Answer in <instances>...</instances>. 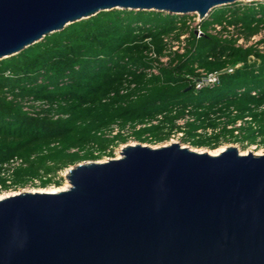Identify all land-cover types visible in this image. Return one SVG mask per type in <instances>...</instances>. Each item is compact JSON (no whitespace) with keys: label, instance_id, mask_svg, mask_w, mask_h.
<instances>
[{"label":"water","instance_id":"1","mask_svg":"<svg viewBox=\"0 0 264 264\" xmlns=\"http://www.w3.org/2000/svg\"><path fill=\"white\" fill-rule=\"evenodd\" d=\"M264 0H0V60L102 11L198 13ZM58 193L0 200V264H264V152L125 144Z\"/></svg>","mask_w":264,"mask_h":264},{"label":"trees","instance_id":"2","mask_svg":"<svg viewBox=\"0 0 264 264\" xmlns=\"http://www.w3.org/2000/svg\"><path fill=\"white\" fill-rule=\"evenodd\" d=\"M179 20L185 18L153 11H102L0 60V169L13 158L24 163L12 172V190L33 179H39L41 188L60 186L62 180L55 178L62 169L113 157L110 149L128 140L121 133L106 137L104 132L114 124L121 129L128 125L139 143L166 141L180 129L175 122L186 110L193 121L185 124L183 141L191 146L214 150L223 140L237 142L226 125L211 136L196 131L216 129L222 117L229 124L245 115L258 125L264 145V110L259 109L264 105L263 52L235 47V40L203 30L200 38L191 36L183 55L159 66L157 75L147 74L153 63L147 52L162 56V38L178 29ZM223 21L248 40L264 30V2L224 6L222 15L212 19L214 24ZM259 43L264 44V37ZM237 64L232 73H222L217 87L196 93L184 77L194 74L195 66L211 72ZM29 98L49 107L31 116L21 104ZM230 108L236 111L233 117ZM257 135L252 131L254 141L246 142L254 144ZM0 185L9 189L1 177Z\"/></svg>","mask_w":264,"mask_h":264},{"label":"built area","instance_id":"3","mask_svg":"<svg viewBox=\"0 0 264 264\" xmlns=\"http://www.w3.org/2000/svg\"><path fill=\"white\" fill-rule=\"evenodd\" d=\"M210 12L206 13L203 17H200L197 13L187 14L183 16H177L178 18L184 17L185 20L181 22L180 20L177 23L178 29L175 32L163 36L162 41L164 44V51L163 55L157 57L156 54L152 49L147 52V56L153 60L151 68L146 70L147 74L150 75H157L158 74V67L159 66H166L170 59H172L175 55H183L188 48V40L193 36L195 39H198L204 36L205 33L215 36L221 40H235L234 45L235 47H254L259 52L264 53V44H260L259 40L264 37V30L260 31L258 34L251 36L248 40H245L243 36L239 33L237 28L233 25H229L226 21L221 23L213 24L205 33L202 30V23L209 19ZM184 26L182 29L181 27ZM181 28V29H180ZM258 37V38H257ZM157 59V61H156ZM240 64H237L234 67H227L221 71H211L208 72L202 68L194 67L195 71L194 74H185V78L188 83V87L192 89L193 92H198L203 89H212L217 87L220 83V78L223 75L222 73H232L234 68L239 67ZM256 92H251V95L254 96ZM8 99H11V96H8ZM23 106V110L26 111L29 115L34 116L36 112H40L42 109H47L49 105L46 102L35 101L31 98L25 99L21 101ZM190 109V108H188ZM260 110H264V105H262ZM230 115L233 117L236 115V111L233 108H230ZM56 118V116H54ZM161 119V116H158L155 120L151 121V124H156L158 120ZM226 117H222L219 119L220 125L216 129L206 128V129H199L196 131V134L211 136L213 133H217L219 128L223 125H226L227 130H231L233 133L234 138H239L242 134V129L251 127L257 135L258 125L254 122L250 115H245V117L241 119H236L233 123L226 124ZM193 117L189 115L188 111L186 110V114L183 118L177 120L175 122L176 126L180 127V129H175L170 134V141L174 136L177 138L183 137L185 124L187 122H192ZM140 126L137 125L136 129ZM121 133L125 136H130L131 129L127 125L125 128L121 129L117 124H114L110 127L109 130L105 131L104 134L106 137H112L116 134ZM260 137L257 135L256 144H259ZM238 142V141H237ZM177 143V142H176ZM243 143L248 144L246 141ZM252 145V144H249ZM24 166V163L21 159L13 158L8 163L2 165L0 169V177L5 180V184L9 186L8 190L2 189L0 185V192L3 191H10L12 190L11 181H12V172L14 169ZM39 179H33L28 183V185L36 186L39 185Z\"/></svg>","mask_w":264,"mask_h":264},{"label":"rangeland","instance_id":"4","mask_svg":"<svg viewBox=\"0 0 264 264\" xmlns=\"http://www.w3.org/2000/svg\"><path fill=\"white\" fill-rule=\"evenodd\" d=\"M250 2L262 3L264 1H239L237 3H239L241 5H245V4H250ZM212 12H213L212 19L213 18H217V17L222 15L223 7H217ZM212 19L209 18V19L204 21L203 26H202V30L207 31L214 24L212 22ZM252 131H254V130L253 129L250 130V129H247V128H243L241 136L239 138H237V137L235 138V140H237L238 142L234 141V139L232 140V138L230 140V138H229L228 140L221 141L220 145L217 148H219L221 146H227V147L231 146V147H235L239 152H243V153H245V152L246 153L247 152L256 153V152L264 151V145H261L260 143L259 144L254 143L252 145L243 143L244 141H247V142H253L254 141V140H252V137H251ZM184 137H185V134H183V137H181L179 139L177 138V136H174L171 139H173L174 142H177L180 146L185 147V148H189L191 150H194V149L195 150H198V149L209 150V148H207V147L197 148V147L191 146L188 142L183 141ZM169 139L166 140V141H163L161 143H155V144L140 143V144L146 145V146H150L152 148H157V147H160V146H165L168 143H170ZM137 143H139V142L135 141V139L133 137L129 136V138H128L126 143H124V144L118 143V144L114 145L112 149H110V150L113 151V157L104 156L99 161L102 162L103 160H105L107 158H117L119 156V152H120L121 148L123 147V145H125V144H137ZM71 167L72 166H68V167L62 169L61 171H59L57 173V176H56L55 180H58V178L62 180L60 186L51 185V186H47L45 188H41L39 185H36V186L26 185L23 188H18V189H15V190L0 192V194H3V193H14V192L18 193V192H21V191H29L30 192L32 190H40V189H49V188L62 187V186H64L66 184L65 176L67 174V170H69V168H71Z\"/></svg>","mask_w":264,"mask_h":264},{"label":"bare ground","instance_id":"5","mask_svg":"<svg viewBox=\"0 0 264 264\" xmlns=\"http://www.w3.org/2000/svg\"><path fill=\"white\" fill-rule=\"evenodd\" d=\"M197 13V12H196ZM198 14V13H197ZM199 15V14H198ZM173 143H176V142H174L173 140L172 141H170V143H166L167 145H169V144H173ZM130 146H133V145H135V144H129ZM124 146V145H123ZM166 146V145H165ZM161 147V146H160ZM228 147H230V146H228ZM182 148H185V147H182ZM227 148V146H221V147H219V148H217V149H214V150H203V149H198V150H192V151H194V152H196V153H207V154H209L210 156H217V155H219V154H221L225 149ZM239 152V151H238ZM263 152L264 151H260V152H256V153H253V152H251V153H253L254 155H256V156H259V155H261V154H263ZM120 153H121V151L119 152V156L117 157V158H115V159H118V158H120ZM241 155H246L247 153L245 152V153H243V152H239ZM67 173H68V170H67ZM67 175V174H66ZM66 179V178H65ZM69 187V183H68V181H67V179H66V184L64 185V186H62V187H59V188H49V189H40V190H32V191H30V192H39V193H58V192H62V191H65L67 188ZM16 194H18L17 192H14V193H3V194H0V200L1 199H4V198H7V197H9V196H13V195H16Z\"/></svg>","mask_w":264,"mask_h":264}]
</instances>
